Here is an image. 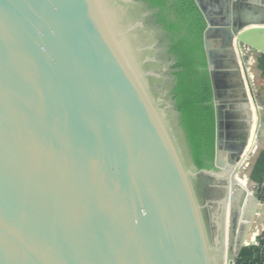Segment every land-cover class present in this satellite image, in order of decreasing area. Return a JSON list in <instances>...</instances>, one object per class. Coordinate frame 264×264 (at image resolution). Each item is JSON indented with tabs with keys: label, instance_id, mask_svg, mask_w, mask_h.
Masks as SVG:
<instances>
[{
	"label": "water",
	"instance_id": "obj_1",
	"mask_svg": "<svg viewBox=\"0 0 264 264\" xmlns=\"http://www.w3.org/2000/svg\"><path fill=\"white\" fill-rule=\"evenodd\" d=\"M194 2L213 91L211 170L195 164L176 70L159 60L139 3L0 0V264H235L261 237L252 68L264 0H206L209 16Z\"/></svg>",
	"mask_w": 264,
	"mask_h": 264
},
{
	"label": "trees",
	"instance_id": "obj_2",
	"mask_svg": "<svg viewBox=\"0 0 264 264\" xmlns=\"http://www.w3.org/2000/svg\"><path fill=\"white\" fill-rule=\"evenodd\" d=\"M147 1L153 7L165 5L163 0ZM172 10L177 20L165 26V29L171 36L170 55L176 61L173 66V70H176L174 100L182 115V124L196 166L199 169H213L215 113L204 50L206 23L194 0H177ZM204 159L212 165L207 167ZM260 250L256 249L257 258L246 264H259L264 258L259 255Z\"/></svg>",
	"mask_w": 264,
	"mask_h": 264
},
{
	"label": "flooded vegetation",
	"instance_id": "obj_3",
	"mask_svg": "<svg viewBox=\"0 0 264 264\" xmlns=\"http://www.w3.org/2000/svg\"><path fill=\"white\" fill-rule=\"evenodd\" d=\"M135 1L139 3L138 12L142 16L144 23L149 29H152L151 35L157 43L156 48L159 60L167 66L171 65L172 69V65L176 64V61L175 58L170 55L172 45L171 36L168 34L165 26H169L171 22L177 20L176 14L172 10L174 4L177 3V0H163L165 4L164 7H153L147 0ZM168 77L170 78L169 86H171V72ZM204 161L207 167L212 165L210 161H206L205 159ZM211 183L212 182L209 180H203L200 182V190L203 198H208V195H214V192L209 188Z\"/></svg>",
	"mask_w": 264,
	"mask_h": 264
},
{
	"label": "crops",
	"instance_id": "obj_4",
	"mask_svg": "<svg viewBox=\"0 0 264 264\" xmlns=\"http://www.w3.org/2000/svg\"><path fill=\"white\" fill-rule=\"evenodd\" d=\"M252 74L256 76L257 79V89L259 91V94L261 96L262 100V106L260 107L261 115L260 118L256 116V119L254 121V130L258 127V120H261L263 124H260L261 127H258L259 131H263L264 128V57H258L256 58V61L254 62V66L252 68ZM260 133V132H259ZM257 134V133H256ZM261 141V148L258 150L257 155L252 163V178L256 183V186L262 181L264 178V138H260ZM251 144V143H250ZM250 148V145H248ZM248 148V150H249ZM259 201L261 202V205H259L258 209L264 210V192L258 196ZM255 222H258L260 231H261V237H264V214L257 213L255 216L252 217V225L255 224ZM250 225L248 228V231L250 232L254 228V226ZM251 230V231H250ZM250 240V237H248L245 241ZM256 257V248L254 246H248L243 247L240 252V256L235 260V264H246L253 260Z\"/></svg>",
	"mask_w": 264,
	"mask_h": 264
},
{
	"label": "bare ground",
	"instance_id": "obj_5",
	"mask_svg": "<svg viewBox=\"0 0 264 264\" xmlns=\"http://www.w3.org/2000/svg\"><path fill=\"white\" fill-rule=\"evenodd\" d=\"M199 2H200V4H201V6H202V8L204 9V11L208 14V7H207V4H206V0H199ZM208 16H209V14H208ZM209 48L211 49L212 48V43H211V41H209ZM255 119H256V117H255ZM255 135L256 134H253V136H252V138H251V140H250V142H249V145H250V148L249 147H247V150H246V153H245V158L247 159L248 157H250V155H252L253 153H254V141H255ZM251 143V144H250ZM248 148H249V150H248ZM231 165H233L232 163H230ZM251 239V238H250ZM225 258V257H224ZM226 259V258H225ZM227 260V259H226ZM224 264H228V261H225L224 260Z\"/></svg>",
	"mask_w": 264,
	"mask_h": 264
},
{
	"label": "built area",
	"instance_id": "obj_6",
	"mask_svg": "<svg viewBox=\"0 0 264 264\" xmlns=\"http://www.w3.org/2000/svg\"><path fill=\"white\" fill-rule=\"evenodd\" d=\"M256 191L259 195H261L264 192V178L262 179V181L256 186ZM254 247L256 249H261L259 255L260 256H264V237L260 238L259 240H257V242H255ZM258 255V256H259ZM257 258V255H256ZM252 264V263H250ZM259 264H264V258L262 259V261Z\"/></svg>",
	"mask_w": 264,
	"mask_h": 264
}]
</instances>
